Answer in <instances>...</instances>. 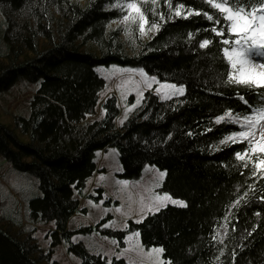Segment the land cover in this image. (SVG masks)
Instances as JSON below:
<instances>
[{"label":"trees","instance_id":"16d2710c","mask_svg":"<svg viewBox=\"0 0 264 264\" xmlns=\"http://www.w3.org/2000/svg\"><path fill=\"white\" fill-rule=\"evenodd\" d=\"M116 1L88 0L82 5L71 0H0L6 17L4 39L13 55L9 54L8 65L0 66V92L20 79L40 81L29 118L16 121L29 141L20 140L0 122V154L39 181L41 195L28 203L30 219L54 222L52 247L66 241L81 264L108 260L91 254L82 243H73L77 233L98 232L125 246L124 237L134 231H139L145 247H163L164 258L172 264H264V200L260 199L264 176H252V163L245 168L236 161L234 153L246 144L219 143L238 131L237 126L214 122L229 108L247 113L248 106L238 94L250 101L255 98L246 89L222 86L228 66L221 58V38L206 30L212 22L203 16L174 17L166 0H161L157 15L145 8L150 22L160 25L159 31L139 53L129 55L120 32L108 30L122 16L110 7ZM172 3L174 8L184 3L187 8L213 12L202 0ZM17 12L25 13L21 23L15 18ZM160 12L167 22L159 19ZM40 38L47 41L44 49L39 48ZM203 39L212 40V45L201 49ZM90 43L99 53L83 49ZM25 51L34 56L18 62ZM114 64L142 67L161 80L185 85L186 93L162 101L154 88L146 91L142 105L119 129L115 120L120 109L113 95L103 105L104 117L85 123L106 86L96 67ZM108 147L119 151L121 178H136L146 165L155 166L166 172L161 191L185 201L187 207L168 205L139 224L130 220L126 231L103 229L111 216L95 227L68 230V221L80 211L75 195L83 194L97 170L96 152ZM103 193L99 190L95 200H101ZM241 197L244 200L235 205ZM81 211L87 213L85 208ZM225 224L228 231L221 243L218 231ZM36 250V245L0 227V264H40L33 256ZM112 264L129 263L114 258Z\"/></svg>","mask_w":264,"mask_h":264},{"label":"rangeland","instance_id":"374dc122","mask_svg":"<svg viewBox=\"0 0 264 264\" xmlns=\"http://www.w3.org/2000/svg\"><path fill=\"white\" fill-rule=\"evenodd\" d=\"M71 1L79 2L82 5L88 2V0ZM160 2L161 0H159ZM146 6H149V10L152 12L153 5L150 0L148 3L142 5L144 11H146ZM110 7L121 12L122 16L112 21L108 26V30H118L120 32V40L125 44L129 55L139 53L143 48V44L157 33V31L147 32V27H150L152 22L148 18L149 24L146 26L147 34L141 35L138 25L125 27L122 23L123 15L126 13L113 6ZM212 11L214 12V10ZM24 15L25 13L17 12L15 18L21 23ZM145 15L148 17L146 12ZM5 18L3 7L0 5V66L10 63L11 58L9 54L13 57L4 39L6 31ZM46 46V39L40 38L39 48L44 49ZM83 49L99 53V49L94 43L88 44ZM29 56L33 57L34 54L31 51H25L17 60L18 62H22ZM129 69L143 68L115 64L96 67L98 75L106 80V86L99 93V101L94 114L87 116L85 123L100 120L104 117V102L112 95L117 97L118 107L120 109V113L115 120L116 128L119 129L126 123L135 109L129 113L128 119L121 123V120L124 118L125 109L136 102V94L134 91H131L132 85L126 83V81L129 78L134 81L140 80L138 73L125 71ZM39 86L40 81L32 82L27 79H20L11 88L0 92V122L9 126L17 137L24 142L29 141V137L21 132L20 128L16 125V121L21 117L29 118L31 114V101L37 94ZM132 97L133 100H131ZM96 162L99 164V167L97 166L95 173L88 179L84 194L82 196L76 194V199L79 200L81 209L86 208L88 213L76 212L69 220L67 229L77 231L85 227L95 226L106 217L111 216L102 228L113 231H125L126 229L123 227L125 222L129 224V220L136 222L140 218L141 214L139 209L141 198L144 197L146 200L150 190L160 192L166 176L159 189L153 188L154 178L157 172L151 166H146L142 176L138 179L127 180L121 178L119 175L123 172V167L120 161L119 151L115 147L97 151ZM118 181H128L129 183L127 186H124L118 184ZM98 189H102L104 192V198L100 201H96L94 198L99 196ZM40 195L41 190L37 177L15 169L12 163L0 154V227L21 241L27 242L29 245H36L37 250L33 256L39 259L40 264H81V260L68 251V244L65 241L57 247L52 248L51 235L55 231L54 223L34 222L30 219L28 210L29 200ZM108 201L111 202V205L106 204ZM172 206L180 207L178 205ZM117 208H121V212H117ZM109 222H113V225L111 227H105ZM227 231L228 226L226 224L219 229L218 237L221 243L226 239ZM129 234L127 233L126 236ZM112 240L114 239L104 237L98 233H78L72 238L74 243H83L91 254L100 255L107 260L111 259V261L116 258L114 254H119L121 250L129 247L127 243H125V246H121L117 240V244H113ZM139 243L142 244L141 237H139ZM151 248L144 246V252L147 253ZM120 259H124L129 264H150L148 257L141 254L138 250L127 251ZM162 259L166 260L164 256H162Z\"/></svg>","mask_w":264,"mask_h":264},{"label":"snow or ice","instance_id":"6c2138e0","mask_svg":"<svg viewBox=\"0 0 264 264\" xmlns=\"http://www.w3.org/2000/svg\"><path fill=\"white\" fill-rule=\"evenodd\" d=\"M148 2L149 0H117V3L112 6L126 13L122 18L125 27L138 25L140 34L145 35L147 34L146 26H148L149 20L142 5ZM150 2L153 5L152 14L155 16L157 15L156 6L159 0H150ZM202 3L209 6L214 12H202L199 9L187 8L184 3H177L173 9L172 0H166V7L169 13L177 18L188 19L192 16H203L207 21L212 22L213 26L206 30H210L216 37L221 38V58L226 61L228 66V70L223 74L226 79L221 80L222 86H235L246 89L248 94L255 98L250 101L244 95L238 94V99L248 106L247 113L235 112L232 108H229L215 117L214 122L217 125L225 123L238 126L240 129L224 136L219 143L221 145L246 144L243 151L234 153L236 161L240 162L245 168H248L249 164L252 163V176L255 177L258 174L264 176V59H257L264 58V0H202ZM159 19L167 22L163 12L159 13ZM159 28L158 23H152L150 27H147V32L159 31ZM191 37L192 34L189 33V38ZM212 43V40L203 39L200 41L199 47L206 49ZM125 71L138 73L140 80L134 81L129 78L126 81V83L132 85L131 91L136 94V102L130 107H126L121 123L128 119L130 112L141 105L145 90H151L155 86V93L161 100H171L185 94L186 88L183 84L161 80L157 76H150L143 69ZM155 171L157 175L154 178L153 188L159 189L166 172L158 169ZM117 183L127 186L129 182L118 181ZM247 196L248 193L245 192L244 197ZM244 197L236 200L235 205H239ZM260 199L264 200V196H261ZM101 203L103 202L101 201ZM169 204L187 207L185 201L174 199L168 192L150 190L146 200L144 197L141 198L139 209L141 215L136 223H141L150 214L155 215L161 212ZM121 210V208L116 209L117 212H121ZM225 219L227 220V217ZM112 225L113 222H109L105 227H111ZM123 227L127 229L128 224L125 222ZM139 237V231L131 232L128 236H125L124 241L129 247L121 250L119 254H114L116 259H120L127 251L138 250L148 257L150 264H172L170 259H162L165 251L163 247H152L145 253L144 246L139 243ZM112 243L117 244V241L112 240ZM107 264H112L111 259L107 261Z\"/></svg>","mask_w":264,"mask_h":264}]
</instances>
